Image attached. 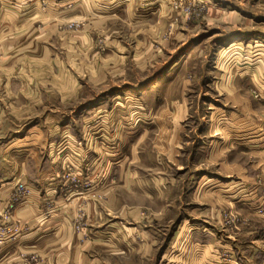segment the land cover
<instances>
[{"label":"rangeland","instance_id":"374dc122","mask_svg":"<svg viewBox=\"0 0 264 264\" xmlns=\"http://www.w3.org/2000/svg\"><path fill=\"white\" fill-rule=\"evenodd\" d=\"M33 1L38 2L40 8H55L57 14L61 13L53 24L56 35L47 34L41 23L37 38L41 42H50L52 56H57L59 64L52 67L46 76L54 78L55 83L52 82L56 86V96H49L50 104L54 103L56 110L53 124L57 128L64 127L66 131L55 139L61 140L54 148L56 163L49 167L38 166L45 172L38 177L37 186L34 184L33 188L29 180L8 184V190L12 191L7 200L8 208L0 218V256L21 258L19 262L9 259L5 264H47L49 260L45 256H64L65 253L69 254L67 256H101L98 264L129 263L127 256L119 255L118 247L110 241L96 240L95 214L87 210L97 200L96 189L103 188L104 193L98 194L104 207L103 227L109 226L113 216L124 215L112 210L111 189L113 182H117L113 180L111 166L104 163V174L98 180L85 174V168H91L90 156L95 154L97 137L106 133L111 135L102 128L116 127L121 121H130L137 128L147 122L153 124L146 136L142 130L135 135L136 140L130 149L133 152L129 158L131 162L137 160L138 153L141 155L144 148L152 158L153 155L158 157L161 148L169 150L170 141L163 147L153 144L166 134L160 133L156 125L165 124L169 128L179 124L181 130L175 134L174 143L177 154L170 159L166 157V172L172 191L161 204L183 202L184 206L187 205L184 210L192 216L195 214L189 207L194 204L203 207L195 211L200 212V216L204 208L215 206L217 213L210 218L221 232L214 245H206L202 249L189 243L186 237L177 249L171 247L169 254L174 252L175 257L167 261L160 252L173 222L161 219L164 216L162 211L141 206L137 221L160 233L161 241L155 246L154 256H146L145 262L136 256L132 264H176V261L180 264H202L197 256H217L216 264H235L234 257L229 259L234 256L235 248L230 246V239L224 237V233L227 237L231 235L233 246L238 232L251 227L254 217L234 206H225L223 199L218 201V194L215 189L210 190L212 187L207 180L213 177L216 181H223L226 176L239 180L242 176L255 179L264 189V161L257 162L264 155H256L252 150L245 152L228 144L218 145L211 153L210 145L212 140L218 143L226 140L229 133L225 130L240 128L241 123H259L264 127V100L260 94L264 83L254 84L264 71V64L258 61L259 56L264 59V54L257 56L255 49L250 45L244 47L242 39L235 38L242 31L255 29L257 23L254 19L240 23L234 10L237 8L239 11L240 6L226 5L228 8L222 9L225 11L222 13L210 0H118L121 4L114 9L104 3L106 0H0V17L5 9L18 10L22 2ZM18 37L17 34L5 35L0 40V49L10 50L7 53L10 56L17 45L10 47L9 40H21ZM232 40H236L230 44L233 47L222 49ZM5 41H8L7 46ZM178 62L182 65L176 71V78L174 75L171 83L165 81L162 76H166L167 71L170 75L169 69ZM223 72L229 74L231 79L228 82V76ZM244 74L246 77H242ZM220 78L224 79L221 83L218 82ZM233 78H236L234 82ZM5 93L6 86L0 80V95ZM117 93L119 98H114ZM63 96L75 99L61 103L59 97ZM98 108L101 111L97 112ZM220 111L221 117L218 115ZM104 113L109 116H104ZM127 114V118L122 116ZM211 120L217 125L214 130L206 128ZM1 123L16 128L35 123L46 127L44 117L34 115H12L3 121L0 118ZM96 126H100L97 133ZM122 134L120 132L119 135ZM168 134L173 138L174 133ZM86 136L92 139L87 153ZM199 140L209 143L204 144L202 158L195 160V147ZM86 154L87 165L83 159ZM152 158L147 159L151 162ZM227 161L229 163L224 164ZM48 169L54 172L49 177L46 174ZM197 175H203L200 185L189 189L188 179ZM35 186L55 191L54 196L41 197L39 193L41 220L50 224H42L39 230L32 229L26 218L21 224L17 220L20 215L11 209L12 204L37 200L35 194L32 195L36 193L32 190L36 189ZM153 204H159V200ZM261 210L264 211V204ZM203 216L208 217L207 214ZM62 219L67 226L66 231L56 227ZM258 244L264 249V238ZM161 258L163 260L160 261ZM87 264H96V261L89 259Z\"/></svg>","mask_w":264,"mask_h":264},{"label":"crops","instance_id":"0c3cea01","mask_svg":"<svg viewBox=\"0 0 264 264\" xmlns=\"http://www.w3.org/2000/svg\"><path fill=\"white\" fill-rule=\"evenodd\" d=\"M210 1L214 4L215 9L221 10L222 13L225 12L222 9L228 8L226 5L240 6L238 9L239 11L236 10L237 8L234 9L236 11L235 15H237L236 18L238 17L237 19L240 23L242 20L247 21L254 19L253 21L257 23L256 28L250 31H242L239 37L235 38L242 39L241 41H243L242 45L244 47H249L250 45L255 49V54L257 56L263 55L264 28L261 27L264 24V0ZM22 3V7L20 9L17 8L19 11L15 10L16 8H8V10L5 9L6 12H3L0 17V40L7 34H14V36L17 34V36H19L18 38H21V40L17 39V41L15 39L9 40L10 42L8 44L10 47L14 44L17 45L16 49H12V54L10 56L7 55V53H10V50L6 52L4 48L0 49V80L6 86V93L0 95V118L1 121H3L5 117L12 115L20 117H30L31 115L35 117L43 116L46 127H41L39 124L35 123L27 127L22 126L16 128L15 126L1 123L0 218L1 213L8 208L7 200L9 198V193L12 191L8 190V184L29 180L33 183V188L34 184L37 186V181L39 182L38 177L45 172V169L38 168V166L47 165V167H49L56 163L54 148L59 140L56 141L55 139H57V135L60 137L61 134L66 131L64 127L62 129L57 128V126L53 124L56 117V110L54 108V103L52 105L50 104L49 96L54 97L56 86L54 84V78L46 76V73L48 74L52 67L54 68V66L59 64L57 63V56H52L53 46L50 42H41V40L37 38L40 34L39 25L41 23L44 24L42 29L45 30L47 34L49 33L52 37L56 35V26L53 24L55 22V17L57 15L61 16V13L57 14L55 8L47 10L40 8L37 6L38 2L36 1ZM104 3L111 5L112 9L121 4L118 0H106ZM50 25L53 26L49 27ZM45 32L42 34H45ZM233 41L236 40L230 41L229 44L223 46L222 49L227 47L228 50V48L233 47L230 45ZM7 42L5 43L6 46L8 45ZM261 57L259 56L258 61L264 64V59ZM215 63L217 62L215 61ZM180 65H182V63L178 62L173 66L174 68L171 67V69H169L171 70L170 75L168 73L169 71H167L166 76H162L163 78L165 77V81L167 80V82L170 81L171 83V80H173L174 77L176 78L175 74ZM223 70L226 71L225 69ZM226 74L228 76L226 82H228L231 78H229L228 73L223 72V75ZM242 77H246V74ZM249 77L251 80H254L252 76ZM222 79L223 78H220L218 82L221 83ZM235 79L236 78H233L232 81L234 82ZM257 79V83L254 81L256 86L260 83H264V71L262 76ZM260 94L264 100V88L260 90ZM119 96L120 94L117 93L114 98H119ZM125 97L129 98L128 96ZM73 99L75 98H72V96L67 98L64 96L59 97L61 103H69ZM99 111L101 110L98 108L97 112ZM128 115L129 114L122 116L127 118L129 117ZM218 115L221 117V111L218 112ZM224 115L225 114H222V116ZM104 116H109V114L104 113ZM126 122L127 123L121 121L119 124L120 126L117 125L116 127H114V125L103 127L102 131L110 132L111 135L109 136L106 133V135L102 137H97L95 154L90 156V162L88 161L87 154L83 157L86 165L89 162L91 166L90 170L88 167L85 168V174H90L91 177L97 180L104 174L103 166L105 164L111 166L113 180L117 182V184L113 182L111 189L112 210L113 212L117 210L119 213L124 214L123 216H113L109 226L103 227L102 215L104 207L102 200L98 199V194L102 195L104 189L97 188V200L95 204H92L90 207L88 206L89 209L87 208L88 212L95 214L94 232L96 240L105 243L110 241L111 244L117 246L119 255L127 256L128 264H132V260H134L136 256L138 260L142 262H145L146 256H154L156 250L155 246L158 245L161 238L159 235L160 233L153 231L151 226L137 221L139 209L141 206H144L154 208L157 212L162 211L164 216L161 219L166 222H173L171 230L164 242V249L160 252V256L167 261L174 260L175 257L174 252L169 254V250H172L171 247L177 249V246L186 237L189 243L191 242L197 247L200 246L201 249L205 248L206 245L208 247L209 245H214L217 236L221 235L219 228L212 223L210 218L213 214L217 213V207L209 206L204 208L200 216V212L198 213L195 211L200 210L202 206L194 204L189 207L191 212L195 214L192 216L190 212L184 210L187 205L184 206L183 202H181V204L177 202L174 204H161L163 199H165L167 195L169 196L172 191V185L168 182L169 176L166 172L168 166L167 158L169 157L168 159H170L177 154L178 149L174 146V143L176 141L175 134L177 131L181 130L179 129V124L169 128H167L165 124L156 125L159 131H161L160 133L166 134L161 136L157 142L154 141L153 144L163 147V145H167L169 141L171 142L169 150H161V148L160 151H158L157 156H160V158H155V155H153L152 158L150 152L146 151L144 148L141 155L135 151L136 154L138 153L137 160L131 162L129 158L133 152L131 151V153L130 149H132L131 146L136 140L135 135L138 131L142 130L146 136V133L153 124L147 122L137 128L136 124L130 121ZM99 127L100 126H96V133L99 132ZM216 127L215 121L211 120L206 128L208 130H214ZM161 129H167V131L164 132L165 130L162 131ZM168 131L174 133L173 138L170 137ZM120 132L123 133L122 136L119 135ZM225 132L229 133L226 140L220 141L219 143L217 141L213 142V140L210 142L211 153L214 152L218 145L226 146L228 144L232 147L240 148L245 152L252 150L256 155H264V127L259 123H241L240 128L231 129L230 127L226 129ZM90 139L91 138L88 136L84 138L86 153L89 150L90 144H92V139ZM60 142L61 140L58 144ZM205 143L209 142L200 140L196 142L195 150L197 155L195 160L202 158L201 155L204 153L203 149ZM127 157L128 159L126 160ZM147 158H152L151 162H149ZM258 161L263 162L264 158L262 157L257 160V162ZM228 163L227 161L224 164ZM9 166L12 167L9 168ZM51 171L52 170L48 169L46 172L48 175L47 177L54 173ZM201 176L203 175L190 177L188 179V188L198 187L201 183ZM212 179L213 177H208L207 181L209 186L212 187L210 190L215 189V193L218 194V201L223 199V204L225 206H234L243 212L251 213L254 217V224H252L251 227L238 232L239 236H236L233 246L231 242L233 238L231 235L229 234L227 237L224 233V237L230 239V246L235 248L234 256H230L229 259L232 260L231 257H234L236 260L235 264H264V249L258 244L259 241H262L264 238V211L261 212L264 204L263 186L261 188L253 178L249 179L248 177L245 178L242 176L239 177V180L234 179L232 176L229 178L226 176L223 181H216L214 179V181H212ZM47 180L50 181L49 178ZM36 186V189L32 188V190L36 192L32 193V195L35 194L34 196L38 198L37 200L29 199L31 202L27 204L23 202L16 203L15 205L12 204L11 209L14 208V211L20 215L17 220L21 224H23L24 218H26L32 229L39 230L42 224L50 225L49 222L41 220L40 213L42 212V206L39 203V193H41V197H46L50 195L54 196L55 191L54 189L51 192L50 189H38ZM155 200H159V204H153ZM205 210L208 212L205 213ZM204 214H207L208 217L204 218ZM91 217L93 219L92 215ZM65 224V220L62 219L57 223L58 226L56 227L60 229L63 228L66 231L67 226ZM65 252L66 250L64 253ZM67 255L69 254L65 253L64 256H45V258L48 257L47 260H49V263L47 264H87L89 259L96 261V264H98V261L101 259V256L98 255ZM12 258L19 262L21 256H0V264H5L7 260ZM162 258L160 261L163 260ZM197 258L199 263L202 261V264H216L217 261V256H197ZM52 261L54 262L51 263ZM223 261L225 262V257H223ZM176 264L180 263L176 261Z\"/></svg>","mask_w":264,"mask_h":264},{"label":"bare ground","instance_id":"6f19581e","mask_svg":"<svg viewBox=\"0 0 264 264\" xmlns=\"http://www.w3.org/2000/svg\"><path fill=\"white\" fill-rule=\"evenodd\" d=\"M224 50H225V48H224ZM224 51H222L221 53H220V57L222 56V53H223Z\"/></svg>","mask_w":264,"mask_h":264}]
</instances>
